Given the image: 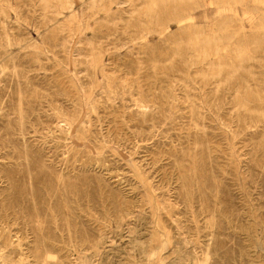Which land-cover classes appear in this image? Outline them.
<instances>
[{"label": "rangeland", "instance_id": "rangeland-1", "mask_svg": "<svg viewBox=\"0 0 264 264\" xmlns=\"http://www.w3.org/2000/svg\"><path fill=\"white\" fill-rule=\"evenodd\" d=\"M42 262L264 264V0H0V264Z\"/></svg>", "mask_w": 264, "mask_h": 264}, {"label": "bare ground", "instance_id": "bare-ground-1", "mask_svg": "<svg viewBox=\"0 0 264 264\" xmlns=\"http://www.w3.org/2000/svg\"><path fill=\"white\" fill-rule=\"evenodd\" d=\"M66 2H67V0H66ZM60 3V2H59ZM68 4V3H67ZM63 5V4H62ZM67 9V8H66ZM68 9H69V7H68ZM56 12V11H55ZM59 13V12H58ZM70 13V12H69ZM183 18H180V19H178V21L180 20H182ZM190 20V19H189ZM182 23H183V20H182ZM181 24V23H180ZM187 28V27H186ZM213 35V34H212ZM213 37V36H212ZM213 40V39H212ZM215 43V42H214ZM218 48V47H217ZM217 54V53H216ZM218 67V66H217ZM103 71V70H102ZM92 72V71H91ZM232 73V72H231ZM104 74V73H103ZM109 77V76H108ZM107 77V78H108ZM108 86V85H107ZM109 87H110V85H109ZM113 90V89H112ZM7 238V237H6ZM97 250V249H96ZM81 251V250H80ZM93 251H95V250H93ZM96 252V251H95ZM36 255V254H35ZM33 256H34V253H33ZM37 257V259H38V256H36ZM40 257V256H39ZM42 257V256H41ZM45 257V256H44ZM89 257V256H88ZM1 258H3V257H1ZM34 259H35V257H34ZM42 259V258H41ZM5 260V259H4ZM43 260V259H42ZM192 261V260H191ZM40 264V263H39ZM41 264H46L45 262H42ZM52 264H54V263H52ZM77 264V263H76ZM190 264V263H189ZM198 264V263H197ZM203 264V263H202Z\"/></svg>", "mask_w": 264, "mask_h": 264}]
</instances>
